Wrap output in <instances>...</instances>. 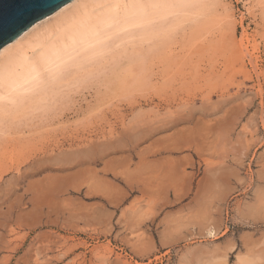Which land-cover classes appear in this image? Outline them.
I'll return each mask as SVG.
<instances>
[{"label": "rangeland", "instance_id": "obj_1", "mask_svg": "<svg viewBox=\"0 0 264 264\" xmlns=\"http://www.w3.org/2000/svg\"><path fill=\"white\" fill-rule=\"evenodd\" d=\"M172 14L0 100V264H264V0Z\"/></svg>", "mask_w": 264, "mask_h": 264}, {"label": "bare ground", "instance_id": "obj_2", "mask_svg": "<svg viewBox=\"0 0 264 264\" xmlns=\"http://www.w3.org/2000/svg\"><path fill=\"white\" fill-rule=\"evenodd\" d=\"M78 1L79 0H72L56 10L54 13L37 21L29 29L22 33L16 40L6 44L0 50V56L4 52L6 54L5 58L0 62V100L3 101V99H9L8 101H10L11 99L12 101L13 98L19 95L21 96L24 91L29 90L31 87L36 85L38 81L35 78V69L37 68L38 64L48 68L50 70V73L58 74L72 62L77 61L79 58L81 60V57L88 59L98 56L102 52L104 53L105 50H109L108 48L110 47L112 40H114V38H117L121 33L128 34L129 32H132L135 27H137V29L138 27H140L142 31H145L148 26L151 27V25H153L152 23L155 18L157 19V17H166L169 14L178 11L179 9L181 10L182 7H185L187 4L192 3L194 0H81V5L78 7L75 6L77 8H73L74 11H72V9L70 10L72 12L69 11L68 14L65 13V15L58 21L57 17H54L56 19L55 23L49 25V21L51 22L50 18L56 15L58 16L59 13H62L64 11L68 12L66 11V9ZM171 18L173 19L172 16ZM46 21L47 23L42 26H47L45 31H37L33 35L35 36L34 38L26 39V36L28 34L30 36V32L32 30H34L36 27L39 29L40 25ZM147 34L148 33H146L145 35L147 36ZM14 44H17V46ZM13 45L14 47L13 49H11L10 47ZM8 48H10L11 50ZM249 56L251 57L250 54ZM250 63L253 62L251 61ZM137 65L138 63L133 64L132 71L136 70V68H139L138 72L145 73V68L142 67L143 65ZM253 66L254 68L257 67L255 65ZM47 83V85H49V82ZM115 86L116 85L114 81H111V84L108 86V88L111 91L115 89ZM260 91L262 90L260 89ZM36 99L37 98H34V101ZM24 101L22 103H24ZM30 102H33V100ZM90 175L92 176V174ZM161 180L162 179L160 177L159 181ZM212 232L213 230L210 231V233Z\"/></svg>", "mask_w": 264, "mask_h": 264}, {"label": "snow or ice", "instance_id": "obj_3", "mask_svg": "<svg viewBox=\"0 0 264 264\" xmlns=\"http://www.w3.org/2000/svg\"><path fill=\"white\" fill-rule=\"evenodd\" d=\"M45 7L49 6L43 3L42 0H22V2L16 5L15 11L8 16H5L3 9L0 8V41L3 40L5 35L11 33L18 25L22 24L28 16ZM49 10L54 11L55 9L49 7ZM49 74L50 70L48 68L39 64L37 65L35 69L37 81L45 79Z\"/></svg>", "mask_w": 264, "mask_h": 264}, {"label": "water", "instance_id": "obj_4", "mask_svg": "<svg viewBox=\"0 0 264 264\" xmlns=\"http://www.w3.org/2000/svg\"><path fill=\"white\" fill-rule=\"evenodd\" d=\"M70 1L72 0H42L43 3L47 4L51 8H54L55 10L52 11L49 10V7H45L35 12L34 14L28 16L22 24L18 25L11 33L3 37V40L0 41V50L6 44L16 40L22 33H24L27 29H29L34 23L54 13L56 10H58L59 8H61L63 5L67 4ZM20 2H22V0H0V8L3 9L5 16H8L15 11L16 5Z\"/></svg>", "mask_w": 264, "mask_h": 264}]
</instances>
